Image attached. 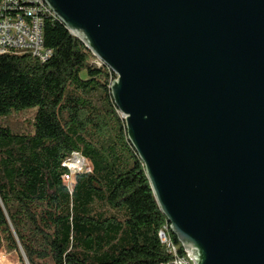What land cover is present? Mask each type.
I'll use <instances>...</instances> for the list:
<instances>
[{"label":"water","instance_id":"1","mask_svg":"<svg viewBox=\"0 0 264 264\" xmlns=\"http://www.w3.org/2000/svg\"><path fill=\"white\" fill-rule=\"evenodd\" d=\"M45 2L116 75L128 138L194 263L264 264V0Z\"/></svg>","mask_w":264,"mask_h":264},{"label":"trees","instance_id":"2","mask_svg":"<svg viewBox=\"0 0 264 264\" xmlns=\"http://www.w3.org/2000/svg\"><path fill=\"white\" fill-rule=\"evenodd\" d=\"M45 21L49 60L0 55V251L22 249L29 264L169 262L168 221L114 103L116 75L57 18ZM26 111L28 132L1 123ZM74 152L91 171L71 192L63 164Z\"/></svg>","mask_w":264,"mask_h":264},{"label":"built area","instance_id":"3","mask_svg":"<svg viewBox=\"0 0 264 264\" xmlns=\"http://www.w3.org/2000/svg\"><path fill=\"white\" fill-rule=\"evenodd\" d=\"M18 11H31L36 14L37 30H26L24 23H18ZM38 13H47V19H56V16L50 15L42 0H0V55H30L41 62H46L52 57L53 51L45 46L46 21H38ZM96 60L99 62L97 58ZM76 156H82L87 162V170L79 169V164L74 162ZM63 165L68 169L63 180L71 192L76 184V176L91 171L89 161L79 152L72 153ZM159 238L171 256L169 262L161 264H195L193 258L174 241L169 226H164L159 231Z\"/></svg>","mask_w":264,"mask_h":264},{"label":"rangeland","instance_id":"4","mask_svg":"<svg viewBox=\"0 0 264 264\" xmlns=\"http://www.w3.org/2000/svg\"><path fill=\"white\" fill-rule=\"evenodd\" d=\"M98 63V61H96ZM83 78H86V74L82 75ZM33 113L34 111H26L21 113H14L11 117V120L3 119L1 121L2 124L8 125L10 123L17 122L16 126V132L22 133V132H28L30 129V126L33 122ZM76 160L74 162L79 164V169L81 171L87 170L88 164L84 159H82L80 156H76ZM20 256H22L21 252L17 253L16 251H10L7 249H2L0 251V264H22L20 261Z\"/></svg>","mask_w":264,"mask_h":264},{"label":"bare ground","instance_id":"5","mask_svg":"<svg viewBox=\"0 0 264 264\" xmlns=\"http://www.w3.org/2000/svg\"><path fill=\"white\" fill-rule=\"evenodd\" d=\"M42 4L47 7L50 15L56 16L45 0H42ZM45 17H47V13H38V21H45ZM18 23H24L26 30H37V15L31 11H18ZM98 64L105 66L100 60ZM167 226H169L170 229V225L168 224Z\"/></svg>","mask_w":264,"mask_h":264}]
</instances>
